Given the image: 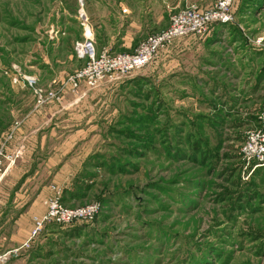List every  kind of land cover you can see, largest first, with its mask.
<instances>
[{"label": "rangeland", "instance_id": "obj_1", "mask_svg": "<svg viewBox=\"0 0 264 264\" xmlns=\"http://www.w3.org/2000/svg\"><path fill=\"white\" fill-rule=\"evenodd\" d=\"M176 1L0 0V85L31 74L69 90L81 11L98 49L133 52L168 26ZM104 93L74 146L78 172L55 184L66 203L99 211L45 224L3 264H264V164L241 153L249 131L264 132V0H235L230 21L167 43ZM17 161L0 196L50 190L45 174L6 183Z\"/></svg>", "mask_w": 264, "mask_h": 264}, {"label": "crops", "instance_id": "obj_2", "mask_svg": "<svg viewBox=\"0 0 264 264\" xmlns=\"http://www.w3.org/2000/svg\"><path fill=\"white\" fill-rule=\"evenodd\" d=\"M185 1L188 0H177L175 5L178 8ZM203 4L202 7L209 5ZM56 83L53 86H59ZM4 86L0 85V141L13 131L7 148H22V156L8 172L6 183L23 185L42 174L45 177H39L41 184L68 183L80 168L74 146L92 130L87 122L103 115L104 89L72 94L65 86L57 99L36 107L30 90L8 81ZM48 193V187L40 186L30 198L21 191L0 196V255H5L6 260L21 249L31 230L32 216L43 213Z\"/></svg>", "mask_w": 264, "mask_h": 264}, {"label": "built area", "instance_id": "obj_3", "mask_svg": "<svg viewBox=\"0 0 264 264\" xmlns=\"http://www.w3.org/2000/svg\"><path fill=\"white\" fill-rule=\"evenodd\" d=\"M235 0H215L206 8L196 4H186L175 10L169 18V24L159 32L150 33L133 52H112L107 48H97L92 29L87 25V16L81 11L84 24L82 39L74 43L73 52L82 65L68 74L63 84L75 93H85L104 85L117 84L125 76L143 69L153 59L158 50L167 43L187 35H202L212 25L231 20ZM12 83L21 85L32 92L36 107H43L59 96L60 89L50 86L42 88L35 75L20 74L12 78ZM13 131L8 132L0 141V184L7 171L22 156V148L8 149ZM241 153L247 160L264 164V132L249 131L242 143ZM62 190L55 184L43 200L44 211L32 216V226L28 240L37 236L46 223L70 224L76 221H88L99 211V203L92 202L78 206H65L61 202ZM6 260L0 255V264Z\"/></svg>", "mask_w": 264, "mask_h": 264}, {"label": "trees", "instance_id": "obj_4", "mask_svg": "<svg viewBox=\"0 0 264 264\" xmlns=\"http://www.w3.org/2000/svg\"><path fill=\"white\" fill-rule=\"evenodd\" d=\"M98 48V47H97ZM112 52H115V51H112ZM122 52H132V51H122ZM73 54V57L76 59V57H75V55H74V52L72 53ZM77 60V59H76ZM77 62L79 63V67H81V65H82V61H78L77 60ZM78 67V68H79ZM122 81V80H121ZM121 81L120 82H118L117 84H111V85H107V87H108V89H110V90H113V88H115V87H117L120 83H121ZM100 88H103V89H105V85L104 86H102V87H100ZM99 89V88H98ZM94 90H97V89H94ZM94 90H92V91H94ZM64 192V191H63ZM64 194L62 193L61 194V202L65 205V206H71V207H74V206H77V205H70V204H68V203H66L65 202V200H64V196H63ZM77 222H84V221H76V222H73V223H70V224H67V225H73V224H75V223H77ZM49 223H54V224H57V225H64V224H58V223H55V222H49ZM47 224V223H46Z\"/></svg>", "mask_w": 264, "mask_h": 264}]
</instances>
